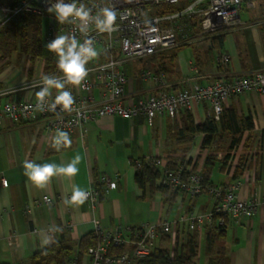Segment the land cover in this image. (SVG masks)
I'll use <instances>...</instances> for the list:
<instances>
[{
  "label": "crops",
  "instance_id": "0c3cea01",
  "mask_svg": "<svg viewBox=\"0 0 264 264\" xmlns=\"http://www.w3.org/2000/svg\"><path fill=\"white\" fill-rule=\"evenodd\" d=\"M190 1L180 0L177 6L184 7ZM256 7L244 20V25L226 34L223 50L231 57L228 69L232 76L254 73L263 67L264 0H257ZM210 44L207 38L194 41L196 55L191 46L182 48L173 66L174 72L165 73V80L171 85L169 89L185 86L184 80L188 77L195 78L198 84H209L215 80L217 63L206 52ZM135 60L124 66L130 77L127 92L136 97L156 93L158 84L142 78L144 69L156 71L155 59L149 57L145 65ZM43 75H52L45 71L44 59L38 57L31 61L30 54L21 50L20 42L11 41L8 47L0 44V106L11 99H35L42 86ZM96 93L98 95V89ZM56 94L57 90L53 89L52 97ZM231 105L237 108L241 118L252 116L254 128L245 132L237 148H230L231 137L223 138L220 145L224 151H218V159L223 160L226 153H230V157L225 166L223 162L216 164L212 180L217 185L241 181L239 193L242 197L258 192L264 194V93L250 90L234 94L225 106ZM206 106V103L196 104L191 110L196 123L207 118ZM173 120L167 114L156 115L151 121L145 116H105L77 128L69 136L71 146L56 151L52 147L56 133L46 129L45 121L15 123L3 115L0 118V264H33L37 252L59 243L73 249L72 262L75 263L80 239L94 232L97 223L103 232L121 228L125 233L130 230L131 234L145 223L169 220L172 222L169 235L173 239L168 243L174 246L178 240L183 244L187 233L194 230L180 223V216L192 209L202 211L211 208L212 198L208 193L191 198L171 189L164 195L157 189L141 188L135 180V162L141 158L171 155L175 165L181 167L184 163L182 152L172 146L174 140L170 127ZM203 137V134L197 135L190 149L194 147V158L188 164L196 170L203 169L208 153L201 149ZM76 155L81 158L77 165L78 173L72 177L54 176L43 189L35 187L24 174L26 160L66 165ZM237 164L243 171L240 178L234 180ZM104 174L118 178V184L102 196L97 207L93 208L87 201L82 205L66 203L74 186L88 190L97 186ZM3 179L8 180L7 186L3 185ZM157 184L162 185L159 180ZM45 194L54 198L52 204L41 202ZM57 228L61 231H56ZM41 233L51 236L52 241L41 245ZM161 236L156 238V245ZM198 241L195 264H208L203 230L199 231ZM220 244L225 246L230 264H264V207L251 218L230 219ZM124 247L129 248L128 245ZM80 264H93L90 254H84Z\"/></svg>",
  "mask_w": 264,
  "mask_h": 264
},
{
  "label": "built area",
  "instance_id": "2783aa9c",
  "mask_svg": "<svg viewBox=\"0 0 264 264\" xmlns=\"http://www.w3.org/2000/svg\"><path fill=\"white\" fill-rule=\"evenodd\" d=\"M54 2L55 0H15L5 15V21L15 15L41 16L48 23L44 35L46 43L57 35H74L81 43L86 38L92 39L99 55L86 66L89 75L80 86H66V90L74 97L76 111L64 112L60 106H57L55 112L37 111L36 98L23 101L11 99L0 106V118L7 115L15 123L43 120L47 130L55 133L61 130L70 136L77 128L105 116H145L151 121L156 115L167 114L176 119L182 109L193 110L196 104L203 103L207 105V116L219 119L232 95L250 90L264 93V64L254 73L232 76L228 70L231 57L227 53L216 57L218 75L209 84H198L195 78L188 77L184 80L185 86L171 90L164 72L144 69L142 78L154 80L158 84V90L141 97L127 92L130 77L124 67L131 60L152 56L176 47L181 42L193 43L212 33L228 32L244 25L242 11L254 8L257 0H191L178 11L170 13H162L163 6L177 5L180 0H78V3L91 8L93 15L103 7L111 8L117 14L115 32L110 35L99 33L93 25L87 37L73 24H59L55 15L47 11ZM192 33L193 38L190 37ZM52 75L63 78L61 72ZM52 99L54 97H50L49 102ZM193 150L194 147L186 154L182 166L174 171L170 169L169 160L165 157L147 158L161 168L160 184L171 190L181 191L191 198L202 193H208L212 198L211 208L189 210L180 216V223L186 224L191 230L201 231L215 224L225 225L230 219L251 218L264 207V194L258 192L248 197L240 196L242 182L239 180L229 185L204 186L201 170L194 171L193 165L188 164L194 158ZM140 163L138 160L136 166ZM2 182L3 185H8L7 179ZM117 184L118 178L102 175L97 186L85 190L89 193L85 201L93 208L97 207L102 196ZM71 195L72 193L68 195L69 200ZM41 202L52 204L54 198L45 194ZM171 230L172 222L169 220L145 223L131 234L128 230L129 235L121 228L103 232L101 225L97 223L95 233L103 242L92 247L89 254L93 264H135L152 252L157 237L169 234ZM110 245H128L129 248L117 255L109 252Z\"/></svg>",
  "mask_w": 264,
  "mask_h": 264
},
{
  "label": "trees",
  "instance_id": "16d2710c",
  "mask_svg": "<svg viewBox=\"0 0 264 264\" xmlns=\"http://www.w3.org/2000/svg\"><path fill=\"white\" fill-rule=\"evenodd\" d=\"M180 8L181 7L177 5H164L161 12H176ZM10 19L11 22H9L8 25L0 23V44H3V47H8L11 41L8 42L5 38L12 32L21 43V50L30 54L31 61L41 57L44 59V69L47 73L59 74L61 71L57 67L58 57L55 53L50 52L44 44L45 39L43 37L42 17L39 15H15ZM251 21H253V19H251ZM226 34L227 32H215L207 37L211 44L206 52L215 59V62L218 55L226 53L225 50H223ZM190 37L193 38L194 33L190 34ZM185 46H191L193 53L196 55L194 42L189 44L185 42L176 47L162 50L149 56L155 59L154 68L156 71L158 73L174 72L173 66L178 59V53ZM198 51L201 53L200 50ZM253 128L254 121L252 116L241 118L237 108L231 105L223 108L219 119H216L214 116H207V118L200 123H196L194 114L190 109H182L179 116L173 120L170 131H172L171 137L174 140L172 146L175 145L176 150L182 152L181 157L183 161L188 151H190L196 136L200 134L204 135L201 149L202 151L207 150L208 153L205 157L201 173L204 186H208L215 184L212 180V172L216 164L218 162L220 164L223 162L225 166L230 157V153H226L223 160L218 159V151H224V148L220 145L223 138L225 136L231 137L230 148H237L240 146L245 132L247 130L252 131ZM166 158L169 160L171 170L174 171L179 169L180 166L175 165L171 155ZM139 161L141 163L137 166L135 175V180L138 185L143 189L150 188L152 190H160L164 195H167L170 188L157 184V181L162 175L161 168L145 157L141 158ZM236 168L233 175L234 180L239 179L243 171L240 164H237ZM194 171H196V168H194ZM228 223L229 221H227L225 225L215 224L203 230L205 232V254L208 256V264H230V257L226 254V248L220 244V240L225 237ZM198 236L199 231H189L186 241L183 244H180V242L176 240L174 246L171 248L155 244L152 252L148 256L139 259L135 264H195L199 252ZM171 239L169 234H164L160 238L162 242H169ZM100 242H103V239L96 235L95 231L84 235L80 239L77 254L78 260L75 263L72 262L73 249L71 247L66 244H53L48 246L45 250L37 252L33 257V264H80L81 257L84 254H89L90 249ZM124 250V246L110 245L109 247V252H114L117 255L122 254Z\"/></svg>",
  "mask_w": 264,
  "mask_h": 264
},
{
  "label": "clouds",
  "instance_id": "9594fccd",
  "mask_svg": "<svg viewBox=\"0 0 264 264\" xmlns=\"http://www.w3.org/2000/svg\"><path fill=\"white\" fill-rule=\"evenodd\" d=\"M49 13L55 15L59 24H73L78 31L88 36L94 25L95 30L99 33H108L109 35L117 30L116 28V12L108 7L99 9L96 15L92 14V9L86 7L78 0H55L54 3L47 8ZM50 52L58 57L57 67L63 73V78L55 75H43L41 77L42 86L36 93L37 103L35 108L37 111L55 112L57 106H60L64 112L71 113L76 111L74 108V97L66 85L80 86L89 75L86 67L88 63L98 57L91 38H86L83 43L76 39L74 35H57L55 39L46 45ZM57 90L54 99L49 102L52 97V90ZM72 141L67 132L57 130L53 138L52 147L56 151L61 148L70 147ZM80 156L76 155L71 162L66 165H58L55 163L38 164L34 161H25L23 164L24 174L37 188H45L51 178L57 175L75 176L79 169L77 165L80 163ZM89 193L78 186L73 187L72 195L66 203L82 205L88 198ZM56 231H61L57 228ZM52 237L41 233V245H47L52 241Z\"/></svg>",
  "mask_w": 264,
  "mask_h": 264
},
{
  "label": "rangeland",
  "instance_id": "374dc122",
  "mask_svg": "<svg viewBox=\"0 0 264 264\" xmlns=\"http://www.w3.org/2000/svg\"><path fill=\"white\" fill-rule=\"evenodd\" d=\"M13 2H14V0H0V23L8 25V23L11 22V19H10V21H5V15L9 11L10 6ZM255 7H254V9H255ZM256 8H258V7H256ZM254 9H253V7L252 8H245L241 13L243 20H246L249 17L250 13H252L251 10L254 11ZM42 21H43V37H44L45 32L47 30V24L48 23H47V20H45V19L43 20V18H42ZM5 39L8 42H10V41L19 42V40L14 36V34L12 32L8 36H6ZM44 44L47 45V43H45V42H44ZM148 61H149V57L135 60V62L140 64V65H145V64H147ZM160 243H162V244H160ZM170 244L171 243L161 242V241H158V243H157V245H159V246L163 245L162 247H170L171 248L173 245L172 244L170 245Z\"/></svg>",
  "mask_w": 264,
  "mask_h": 264
}]
</instances>
